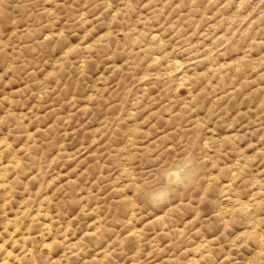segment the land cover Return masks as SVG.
<instances>
[{
  "label": "rangeland",
  "instance_id": "obj_1",
  "mask_svg": "<svg viewBox=\"0 0 264 264\" xmlns=\"http://www.w3.org/2000/svg\"><path fill=\"white\" fill-rule=\"evenodd\" d=\"M0 264H264V0H0Z\"/></svg>",
  "mask_w": 264,
  "mask_h": 264
},
{
  "label": "clouds",
  "instance_id": "obj_2",
  "mask_svg": "<svg viewBox=\"0 0 264 264\" xmlns=\"http://www.w3.org/2000/svg\"><path fill=\"white\" fill-rule=\"evenodd\" d=\"M195 176H196L195 162L189 159L186 161V163L183 165V168L179 172L170 174L169 183L172 186H177V187L184 186L194 181ZM170 195H171L170 190L157 192L150 197V203L154 205L163 203Z\"/></svg>",
  "mask_w": 264,
  "mask_h": 264
}]
</instances>
